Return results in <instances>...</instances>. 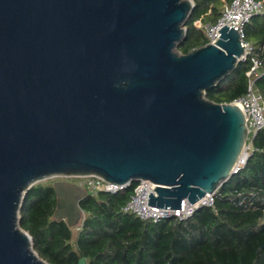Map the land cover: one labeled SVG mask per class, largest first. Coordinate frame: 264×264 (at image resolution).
<instances>
[{
  "label": "water",
  "instance_id": "water-1",
  "mask_svg": "<svg viewBox=\"0 0 264 264\" xmlns=\"http://www.w3.org/2000/svg\"><path fill=\"white\" fill-rule=\"evenodd\" d=\"M192 0H0V264H49L20 227L29 190L54 178V219L81 225L95 176L156 185L148 205L179 210L233 176L247 117L205 94L245 49L228 26L182 54ZM79 264H87L85 258Z\"/></svg>",
  "mask_w": 264,
  "mask_h": 264
},
{
  "label": "trees",
  "instance_id": "trees-1",
  "mask_svg": "<svg viewBox=\"0 0 264 264\" xmlns=\"http://www.w3.org/2000/svg\"><path fill=\"white\" fill-rule=\"evenodd\" d=\"M194 10L186 25L182 54L209 44L203 29L214 26L231 0H192ZM264 3V0H258ZM244 41L253 46L263 66L256 88L264 97V16H255L244 28ZM252 58L205 97L230 104L247 93ZM247 165L222 185L214 207L198 210L186 220L171 218L154 223L125 213L139 181L116 194L87 191L80 207L83 223L75 228L54 219L57 196L54 182L34 185L20 211V227L28 232L36 253L49 264H264V131L253 140ZM78 184L77 178H72Z\"/></svg>",
  "mask_w": 264,
  "mask_h": 264
},
{
  "label": "built area",
  "instance_id": "built-area-1",
  "mask_svg": "<svg viewBox=\"0 0 264 264\" xmlns=\"http://www.w3.org/2000/svg\"><path fill=\"white\" fill-rule=\"evenodd\" d=\"M264 16V3L258 0H231L226 3L222 16L214 26H202L200 22L196 23L198 28L203 29L209 44H215L220 37V30L224 26L236 29L241 36L242 45L245 49V55L242 61L246 60L248 56L252 58V67L247 72L248 78L247 93L242 98L233 103L239 105L247 117L248 138L247 147L236 165L233 175L238 174L247 165L250 156L253 153V140L260 131H264V97L256 88V80L261 77V68L263 62L258 55H254L253 46L244 41V28L253 17ZM78 185L84 187L86 191L96 195L99 192H108L116 194L123 191L126 187L109 184L95 176L75 177ZM156 185L150 181H140V184L135 189L134 195L130 201L123 208V211L128 214L135 215L143 221H152L158 223L160 221L178 218L179 220H186L193 216L198 210L205 207H214L215 196L207 195L198 203L191 205L188 202H183L181 209H158L148 205L149 194H155Z\"/></svg>",
  "mask_w": 264,
  "mask_h": 264
},
{
  "label": "flooded vegetation",
  "instance_id": "flooded-vegetation-1",
  "mask_svg": "<svg viewBox=\"0 0 264 264\" xmlns=\"http://www.w3.org/2000/svg\"><path fill=\"white\" fill-rule=\"evenodd\" d=\"M62 180H68V181H71V182H75L72 178H68V179H62ZM76 184V183H75Z\"/></svg>",
  "mask_w": 264,
  "mask_h": 264
},
{
  "label": "rangeland",
  "instance_id": "rangeland-1",
  "mask_svg": "<svg viewBox=\"0 0 264 264\" xmlns=\"http://www.w3.org/2000/svg\"><path fill=\"white\" fill-rule=\"evenodd\" d=\"M54 179H55V178H54ZM50 181H53V179H50ZM45 182H47V181H45ZM83 221H84V216H83V219H82L81 224L83 223ZM263 222H264V220H263Z\"/></svg>",
  "mask_w": 264,
  "mask_h": 264
},
{
  "label": "crops",
  "instance_id": "crops-1",
  "mask_svg": "<svg viewBox=\"0 0 264 264\" xmlns=\"http://www.w3.org/2000/svg\"><path fill=\"white\" fill-rule=\"evenodd\" d=\"M201 23V22H200Z\"/></svg>",
  "mask_w": 264,
  "mask_h": 264
}]
</instances>
